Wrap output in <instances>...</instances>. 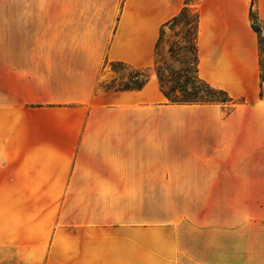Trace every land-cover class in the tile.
Instances as JSON below:
<instances>
[{"label":"crops","instance_id":"1","mask_svg":"<svg viewBox=\"0 0 264 264\" xmlns=\"http://www.w3.org/2000/svg\"><path fill=\"white\" fill-rule=\"evenodd\" d=\"M186 1L0 0V264H234L217 258L231 250L217 234L194 231L223 220L233 191L239 264H264V81L249 20L264 22V0L188 5L199 78L242 100L226 117L167 104L152 75L159 30ZM110 63L147 83L107 89Z\"/></svg>","mask_w":264,"mask_h":264},{"label":"rangeland","instance_id":"2","mask_svg":"<svg viewBox=\"0 0 264 264\" xmlns=\"http://www.w3.org/2000/svg\"><path fill=\"white\" fill-rule=\"evenodd\" d=\"M252 14V18L249 17L250 26L258 29L257 39H258V57H259V64H261V74L264 75V22L260 21L259 18L256 16L255 12L252 10L250 11ZM193 16L190 12V16ZM250 15V14H249ZM170 28V29H169ZM195 35V28L193 18L191 22L185 23L183 20H179L176 24L172 27L169 26L164 29V36L161 40L157 51V66L152 67V75L154 76L155 80V70L157 68H163V64H166L168 67V71H172V79H177L178 82H183L186 79H190L193 76V69L194 65L192 64L191 60H193L191 51V44L193 42ZM176 46H172V44ZM173 50V54H170V51ZM108 69H112L108 66ZM135 70L130 68L126 65L116 67L112 71V82L114 85L113 87L123 86V84H132L135 81L132 79L135 76ZM160 74L162 77L169 83L166 84V88H169L172 85V79L169 73L164 70H161ZM260 71V68H259ZM146 72V71H143ZM146 77L149 78V73L146 72ZM142 77H139L138 80H141ZM171 80V81H169ZM107 85L108 86H111ZM237 101H241L240 99H235ZM242 104V103H241ZM241 104L237 105L240 106ZM220 108L221 116H224V108L220 105H216ZM236 108V107H235ZM234 194V203L233 206H227L224 210V218L220 221L217 220L216 222H204L201 225L195 223L194 231L199 235H202L204 231L212 232L211 234H217V246L219 248H231L230 251H222L223 255H218V259L226 258L227 260L232 261L234 264L240 263V246H241V236H240V205H239V191L236 193L237 198ZM229 212L233 215V219H229L228 215ZM186 225V222L184 223ZM191 225V224H190ZM207 239L205 238V241ZM211 239L209 240V242ZM201 244H205L204 240L201 241ZM208 242V243H209ZM226 253V254H225ZM187 261H191L187 258Z\"/></svg>","mask_w":264,"mask_h":264},{"label":"trees","instance_id":"3","mask_svg":"<svg viewBox=\"0 0 264 264\" xmlns=\"http://www.w3.org/2000/svg\"><path fill=\"white\" fill-rule=\"evenodd\" d=\"M189 2L190 0H187L180 12L172 17L167 23L161 26L158 38L156 41V44L154 46V63L153 66H157V51L159 48V45L161 43V40L164 36V29L169 26H174L176 22L179 20H183L186 24L191 22L193 18L194 22V28H195V35L193 42L191 44V55L193 60H191L192 64L194 65L193 69V76L190 79H186L183 82H178L177 79H172V71H168V67L166 64H163V68H157L155 70V77L156 81L159 87V91L163 98L165 99L166 103L169 105H220L224 108V117L230 115L232 111L235 109V107L239 104H241V101L234 100L230 98L226 92L213 88L210 85H208L206 82L201 80L197 73V63H198V57H197V33H198V18L196 13L189 8ZM193 16H190V12ZM250 18H252V14L249 15ZM254 33H258V29L251 27ZM170 29V28H169ZM172 46H176L174 43ZM173 50L170 51V54ZM109 66L113 69L116 67L124 66L121 63H110ZM260 68V79L264 81V75L261 74V64H259ZM161 70L166 71L170 74L172 79V85H170L169 88H166V84L169 83L162 77ZM143 74L147 75L146 72L143 71H135V76L132 78L135 83L130 84H123V86L113 87V83H111V86H106L107 89H113L114 91H139L141 90L144 85L148 81V77ZM139 77H142L141 80H138ZM171 81V80H169Z\"/></svg>","mask_w":264,"mask_h":264}]
</instances>
